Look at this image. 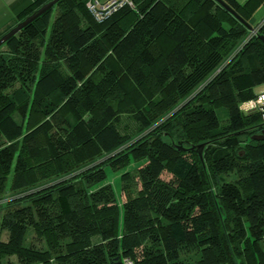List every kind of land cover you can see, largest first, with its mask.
Returning a JSON list of instances; mask_svg holds the SVG:
<instances>
[{"label": "trees", "instance_id": "16d2710c", "mask_svg": "<svg viewBox=\"0 0 264 264\" xmlns=\"http://www.w3.org/2000/svg\"><path fill=\"white\" fill-rule=\"evenodd\" d=\"M224 1L256 31L216 0H134L102 22L59 0L0 46V255L264 264V0ZM106 167H132L122 199Z\"/></svg>", "mask_w": 264, "mask_h": 264}, {"label": "rangeland", "instance_id": "374dc122", "mask_svg": "<svg viewBox=\"0 0 264 264\" xmlns=\"http://www.w3.org/2000/svg\"><path fill=\"white\" fill-rule=\"evenodd\" d=\"M240 2H243L244 0H239ZM253 23L254 24H259L260 22L263 21L264 19V5H259L256 9L255 12L253 13ZM52 19V16H51ZM254 91L257 94H262L264 93V83L256 85L254 87ZM263 95V94H262ZM241 103H243L240 107L242 108L243 112H248L251 108H252V104L253 102L251 100H245L242 101ZM132 167H127V168H121V169H115V168H111V167H106L105 170V174H106V178H105V183H109L116 195L117 198L122 199L121 197V187H122V174L127 171V170H131ZM11 173H12V169L10 171V173L7 176V181H6V188L9 189L10 186V181H11ZM103 182V183H104ZM119 200V202L121 203V200ZM5 238V232H0V239H4ZM27 238H29V234L27 235ZM24 243H26V240L24 241ZM0 264H21L18 260V258L13 255V254H6L4 253V255H0ZM23 264H28L27 261L23 262Z\"/></svg>", "mask_w": 264, "mask_h": 264}, {"label": "water", "instance_id": "95a60500", "mask_svg": "<svg viewBox=\"0 0 264 264\" xmlns=\"http://www.w3.org/2000/svg\"><path fill=\"white\" fill-rule=\"evenodd\" d=\"M59 0H50L43 5H41L38 9H36L34 12H32L30 15L25 17L23 20L19 21L16 25H14L12 28H10L6 33L2 34L0 36V46L5 43L8 39H10L13 35H15L19 30L29 25L31 22H33L35 19H37L40 15L48 11L53 7V5ZM224 9L229 11L234 17H236L242 24H244L249 30H255L253 26H251L247 21H245L229 4H227L224 0H216ZM260 39L264 42V36L260 35ZM252 139L255 140H263L264 139V131L260 133L259 135H253ZM179 144H181V141H179ZM178 144V145H179ZM205 146V143H200L197 145H191V149H195L202 160V152L203 148Z\"/></svg>", "mask_w": 264, "mask_h": 264}, {"label": "built area", "instance_id": "2783aa9c", "mask_svg": "<svg viewBox=\"0 0 264 264\" xmlns=\"http://www.w3.org/2000/svg\"><path fill=\"white\" fill-rule=\"evenodd\" d=\"M123 7L133 8L134 0H87L86 2L87 10L97 22H102L108 19L113 13ZM255 31L256 29L253 30V32ZM262 97H264V95L259 97L255 102L263 112L262 119L264 120V102L261 101ZM124 263L131 264L128 259H125Z\"/></svg>", "mask_w": 264, "mask_h": 264}, {"label": "crops", "instance_id": "0c3cea01", "mask_svg": "<svg viewBox=\"0 0 264 264\" xmlns=\"http://www.w3.org/2000/svg\"><path fill=\"white\" fill-rule=\"evenodd\" d=\"M35 1L36 0H0V33L16 25L19 21L21 12ZM237 1L240 2L239 0Z\"/></svg>", "mask_w": 264, "mask_h": 264}, {"label": "clouds", "instance_id": "9594fccd", "mask_svg": "<svg viewBox=\"0 0 264 264\" xmlns=\"http://www.w3.org/2000/svg\"><path fill=\"white\" fill-rule=\"evenodd\" d=\"M261 101L264 102V97L261 98ZM252 107H255V105H252Z\"/></svg>", "mask_w": 264, "mask_h": 264}]
</instances>
